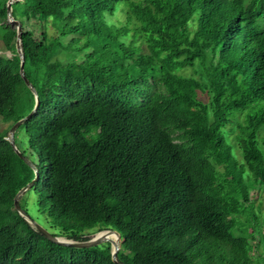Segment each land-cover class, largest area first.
Here are the masks:
<instances>
[{"label":"trees","instance_id":"trees-1","mask_svg":"<svg viewBox=\"0 0 264 264\" xmlns=\"http://www.w3.org/2000/svg\"><path fill=\"white\" fill-rule=\"evenodd\" d=\"M7 1L0 264H114L109 243H52L14 209L34 173L5 137L35 100L19 74ZM117 13L124 21L110 22ZM12 16L39 99L14 141L26 139L28 154L17 148L39 179L25 194L52 235L81 242L114 230L121 264H264L253 256L261 233L249 197L264 189V0H22ZM59 51L74 59L53 60Z\"/></svg>","mask_w":264,"mask_h":264},{"label":"water","instance_id":"water-1","mask_svg":"<svg viewBox=\"0 0 264 264\" xmlns=\"http://www.w3.org/2000/svg\"><path fill=\"white\" fill-rule=\"evenodd\" d=\"M22 0H8L6 3V22L11 27L14 28L16 31V39H15V50L16 54L18 55L20 59V66H19V74L24 81L26 87L30 90L32 93L35 104L33 109L23 118L19 119L17 122H15L9 129L7 136L5 137V140L9 143L11 146L13 152L26 164L28 165L34 173V178L23 188H21L17 194L15 195L13 199L14 209L15 211L21 216L32 228H34L38 233H40L46 240L66 247H73V248H91L98 246L103 243H109L111 246V260L114 264H121L117 260V253L120 249V235L114 231V230H103L100 232H97L92 235L91 238H89L86 241L76 242L64 239L63 237H58L52 235L49 231L45 230L43 227H41L36 222L32 221L26 212L20 207L19 205V199L28 191L31 189V187L38 181L39 179V173L36 167L31 163V161L26 158L24 155L21 154V152L18 150L17 146L15 145L14 141V134L18 127H20L23 123H25L27 120H29L34 113L37 111L38 105H39V99L38 94L33 85L30 83V81L26 78L24 74V53L22 49V43H21V34H22V28L21 24L15 20L12 16V4L16 2H20ZM114 234L116 235L117 239L116 241H113L109 239V235Z\"/></svg>","mask_w":264,"mask_h":264},{"label":"rangeland","instance_id":"rangeland-1","mask_svg":"<svg viewBox=\"0 0 264 264\" xmlns=\"http://www.w3.org/2000/svg\"><path fill=\"white\" fill-rule=\"evenodd\" d=\"M109 21L112 23H115V24H117L119 22H123L124 21V14L123 13H117L115 16L109 18ZM47 33H48V35L53 36V37L58 35L57 34V28L54 25H52L51 22L47 23ZM72 37H73V35L62 39V43L67 44L69 42L70 38H72ZM6 54L10 55L9 52H6ZM73 59H74V56L67 54V52H65V51H59L53 57V60H58L62 63L69 62ZM8 124L10 125V123H8ZM2 129L3 130L7 129L6 123L3 124L2 126H0V131ZM229 138H230L231 144L233 145V153L235 155V158L237 160L238 165H243V160H242L240 150L237 148V146L233 140V134H231ZM17 146H18L20 151L26 152L28 154L27 142H26V139H25L23 134H19L17 136ZM218 169H220L222 171V168H220V166L218 167ZM245 181H246V178H245ZM23 196L24 197L21 200L20 205L23 208V210L26 212L28 217L32 221L36 222L41 227H43L45 230H47L49 232H53V230L50 229L49 222L46 221L44 216L41 215L37 211L34 195L32 193H27V194H24ZM249 197L251 198V200L253 202V206L251 207L252 212L257 217V221L255 222V220H252L250 226L252 228H254V230H259L261 233L260 235L256 236V238H255V244L258 243V246H257V248H255V250H253V256L257 257L258 255H264V244H263V241L261 240V235L264 234V189L263 188L256 189L253 192V194L250 195ZM241 220L243 221L242 218H241ZM91 237H92V235L88 236V238H91ZM254 264H261V261L255 260Z\"/></svg>","mask_w":264,"mask_h":264},{"label":"bare ground","instance_id":"bare-ground-1","mask_svg":"<svg viewBox=\"0 0 264 264\" xmlns=\"http://www.w3.org/2000/svg\"><path fill=\"white\" fill-rule=\"evenodd\" d=\"M108 237H109V239H111L113 241H116V239H117L116 235H114V234H110Z\"/></svg>","mask_w":264,"mask_h":264}]
</instances>
